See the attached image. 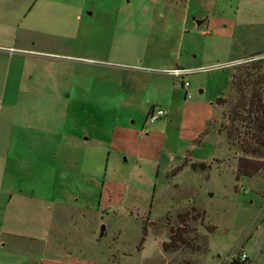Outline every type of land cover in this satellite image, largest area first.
<instances>
[{
  "label": "rangeland",
  "instance_id": "rangeland-1",
  "mask_svg": "<svg viewBox=\"0 0 264 264\" xmlns=\"http://www.w3.org/2000/svg\"><path fill=\"white\" fill-rule=\"evenodd\" d=\"M48 2L0 0V45L14 47L0 79L23 70L15 126L1 95L3 129L25 126V162L10 168L22 185L8 186L43 197L39 217L5 216L0 199V264H226L239 251L264 264V157L240 149L251 129L230 84L264 57L186 74L190 97L166 71L225 62L237 42L263 55L264 0ZM240 157L258 170L237 175ZM179 224L191 245L162 249Z\"/></svg>",
  "mask_w": 264,
  "mask_h": 264
},
{
  "label": "crops",
  "instance_id": "crops-1",
  "mask_svg": "<svg viewBox=\"0 0 264 264\" xmlns=\"http://www.w3.org/2000/svg\"><path fill=\"white\" fill-rule=\"evenodd\" d=\"M48 1L50 2L51 0H48ZM52 1H56V0H52ZM157 3L158 2H156V4ZM215 3L216 1L213 2V4ZM160 5L162 4L160 3ZM168 10L172 14H174V8L169 7ZM81 12H83V8L79 7L75 11L70 12V15L71 16L73 15L74 18L80 19L81 17L82 18L84 17V15ZM92 14H93L92 11H88L86 16H91ZM200 18L202 20L200 24L204 22H206V24H209L210 22L209 16L201 15ZM221 26L225 27L226 25L223 24ZM4 48L8 51V53H10L11 50L14 49V47L9 46V45H0V72L2 71V73H3L4 60H8L10 58L9 54L8 55L6 54L7 52L6 50H4ZM242 52L243 53L245 52L244 44L242 42L231 44L229 45L226 51L227 53L226 56H229V58L226 60L241 58L243 57V55H241L243 54ZM85 58H89V57H85ZM132 64L135 65V63H132ZM194 67H198V66H194ZM14 71L15 72L11 80H9L8 78L4 79L3 75H2V78L0 79V99L3 93V88L5 87L3 98L4 96L6 97L5 102L10 104V107L12 108V112L10 115H11V123L13 126H15V124L17 123L16 121H18V118H19L18 115L19 114L21 115V112L19 110V104H20L19 88L22 85L21 77H22L23 70L22 69L19 70L17 67V69H15ZM199 91H201V89ZM223 95L224 94H222L220 97H223ZM184 96H185V90H184ZM3 100L2 102H0V199H1V209L4 210L2 212L5 216L10 211V209L13 208V209H16L17 211L19 210V213L21 212L22 214H26L28 212H33L32 214L34 216L39 217L38 214L41 212L39 200L43 199V197L41 198L40 194L35 193V190L31 189L32 187L30 188L31 190L30 189L26 190L27 192L23 191L22 189H19L16 193H13V189H11L10 186H8L10 181L13 183L18 181V185H22L21 180L18 179L19 176L17 177L14 174L12 176L10 175V170H12L10 168L17 166L19 162H25L24 155L23 153L21 154L19 150L20 141L24 147V139H25V128L24 127L25 126L19 122L17 124L16 132L14 131L13 133L11 132L10 134L9 132H7L8 130L3 129L1 122L3 120L4 114L6 113V109L4 108V105H3V103L5 102ZM4 118L8 119V116L5 115ZM84 139H88V137H84ZM47 196L51 198V193H49L45 197ZM7 210L9 211L7 212ZM0 226L7 228L9 226V221L5 219V222L3 221L0 224ZM1 242H2V239H0V243Z\"/></svg>",
  "mask_w": 264,
  "mask_h": 264
},
{
  "label": "trees",
  "instance_id": "trees-1",
  "mask_svg": "<svg viewBox=\"0 0 264 264\" xmlns=\"http://www.w3.org/2000/svg\"><path fill=\"white\" fill-rule=\"evenodd\" d=\"M262 60H257L254 64H251L252 70L245 68V70H240V72L230 71V84L233 86H238L239 92H241V100L237 103V111L239 112V118L242 122L247 123L250 132V139L252 143H247L240 145V149L244 153H250L253 155H258L264 157V99L262 96V85L264 84V71H261L260 63ZM247 69V70H246ZM255 70V72H253ZM252 77V80L251 79ZM250 84V85H248ZM247 86H250L248 100L244 96V90ZM244 99L246 101H244ZM222 97H218L216 102H221ZM227 140H230V132H225ZM232 139V138H231ZM233 141V140H232ZM258 170L257 166H252L248 162H245L244 157H240L238 164L236 165V174L241 176H250L253 175ZM190 231L186 229L185 225L179 224L173 230H170L169 241L162 242V249H167L168 247L178 246L179 244L189 246L191 245L189 240H186L184 236ZM194 239L198 240L197 237ZM195 247L202 248L203 251H206L207 247L204 244H196ZM198 249V248H197Z\"/></svg>",
  "mask_w": 264,
  "mask_h": 264
},
{
  "label": "built area",
  "instance_id": "built-area-1",
  "mask_svg": "<svg viewBox=\"0 0 264 264\" xmlns=\"http://www.w3.org/2000/svg\"><path fill=\"white\" fill-rule=\"evenodd\" d=\"M264 57L263 55H255V54H250L247 56H243L241 58L237 59H232L228 60L225 62H217L213 63L207 66H198V67H181V66H176L173 68H170L166 70L170 74L174 75L175 77H179L181 79V85L185 90V96L190 97V92L188 91L190 83L187 80H184V76L186 74L190 73H196V72H206L214 69H220V68H228L232 65L256 60V59H262ZM166 112L162 108H151L146 117V121L148 123L154 122L155 120L159 119L160 117L164 116ZM240 191L247 192L248 190L246 188H239ZM222 263L226 264H254V259H250L249 256L245 251H239V252H232L227 255L225 260Z\"/></svg>",
  "mask_w": 264,
  "mask_h": 264
},
{
  "label": "water",
  "instance_id": "water-1",
  "mask_svg": "<svg viewBox=\"0 0 264 264\" xmlns=\"http://www.w3.org/2000/svg\"><path fill=\"white\" fill-rule=\"evenodd\" d=\"M201 19H195V23H196V25H199L200 23H201Z\"/></svg>",
  "mask_w": 264,
  "mask_h": 264
}]
</instances>
